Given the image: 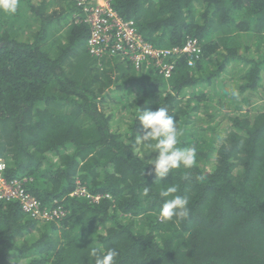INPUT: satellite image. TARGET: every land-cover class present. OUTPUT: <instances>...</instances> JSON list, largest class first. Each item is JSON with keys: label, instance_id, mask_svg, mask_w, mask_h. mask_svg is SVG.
I'll use <instances>...</instances> for the list:
<instances>
[{"label": "trees", "instance_id": "16d2710c", "mask_svg": "<svg viewBox=\"0 0 264 264\" xmlns=\"http://www.w3.org/2000/svg\"><path fill=\"white\" fill-rule=\"evenodd\" d=\"M12 2L14 13L0 7V160L66 215L40 223L0 202V264H93V248H115L117 264H264V0H112L155 47L197 40L192 65L168 59L167 79L88 56L74 0ZM158 106L197 162L155 183L156 153L135 135L136 114ZM171 184L189 198L179 223L158 216ZM77 185L110 198L71 196Z\"/></svg>", "mask_w": 264, "mask_h": 264}, {"label": "built area", "instance_id": "2783aa9c", "mask_svg": "<svg viewBox=\"0 0 264 264\" xmlns=\"http://www.w3.org/2000/svg\"><path fill=\"white\" fill-rule=\"evenodd\" d=\"M81 11L82 22L87 25L89 33L86 40L88 55L100 59L118 55L127 58L135 68L148 66L155 69L164 79L172 75L174 64L168 62L170 57L187 55L188 64L200 53L196 39L187 40L180 47L160 48L145 41L138 33L132 20L121 17L111 0H74ZM31 178L6 175V161L0 160V202H15L20 211L35 222H57L65 215V210L58 206L45 207L28 189ZM71 196H83L93 202L109 195H91L77 185Z\"/></svg>", "mask_w": 264, "mask_h": 264}, {"label": "clouds", "instance_id": "9594fccd", "mask_svg": "<svg viewBox=\"0 0 264 264\" xmlns=\"http://www.w3.org/2000/svg\"><path fill=\"white\" fill-rule=\"evenodd\" d=\"M0 7L10 13H14L16 10V5L12 0H7ZM129 20L133 21V19ZM232 95L237 96L238 93L234 90ZM136 121H139L141 128L140 132L135 135V143L148 149L149 154L156 153L153 159L146 162L151 166L148 174L155 176V183H159L174 170L191 169L195 166L197 149L195 146L181 145L180 136L183 133L178 129L176 117L169 113L167 106H158L155 111L144 110L142 113L139 111L136 114ZM150 189V187H144V194L147 195ZM178 191L179 188L176 184L165 185L160 189V197L166 199H164L158 216L164 221H171L175 218V221L179 223L187 219L190 214L189 198L177 195ZM90 255L93 258V264H117L119 253L115 248H107L101 255L97 249L93 248L90 250Z\"/></svg>", "mask_w": 264, "mask_h": 264}, {"label": "rangeland", "instance_id": "374dc122", "mask_svg": "<svg viewBox=\"0 0 264 264\" xmlns=\"http://www.w3.org/2000/svg\"><path fill=\"white\" fill-rule=\"evenodd\" d=\"M83 50L85 51L86 50V42H85V44L83 45ZM89 56V55H88ZM119 95H118V93H116L114 96H113V100L112 101H116V98L118 97ZM108 100V102H111V101H109V99H107ZM112 110H113V113H114V120L115 121H118V119L122 116V111H120L118 108H117V106H116V108H112ZM125 115L126 116H128V112H126L125 113ZM121 125V124H120Z\"/></svg>", "mask_w": 264, "mask_h": 264}]
</instances>
